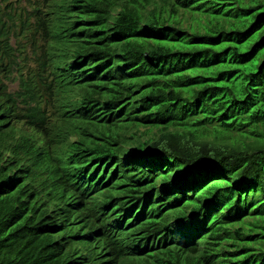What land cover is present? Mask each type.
Masks as SVG:
<instances>
[{"label": "trees", "instance_id": "trees-1", "mask_svg": "<svg viewBox=\"0 0 264 264\" xmlns=\"http://www.w3.org/2000/svg\"><path fill=\"white\" fill-rule=\"evenodd\" d=\"M68 2L47 45L81 56L76 143L25 79V14L0 19V264H80L96 194L141 236L140 262L104 264H264V0Z\"/></svg>", "mask_w": 264, "mask_h": 264}, {"label": "clouds", "instance_id": "clouds-1", "mask_svg": "<svg viewBox=\"0 0 264 264\" xmlns=\"http://www.w3.org/2000/svg\"><path fill=\"white\" fill-rule=\"evenodd\" d=\"M63 0H0V19L5 25H11L17 20L19 15L25 14L28 19V25L37 35L35 48L27 46L26 53L29 58V64L25 63V79L27 84L35 86L29 89L41 91V96L36 100L37 105L48 117L49 125L60 126L64 124L63 129L58 131V138L61 145L65 141L71 143L78 142L81 138L74 134L76 127L87 120V110H78L73 101L75 88L86 86L85 79L80 77L81 72V56L67 47L61 48L60 51L48 48L52 38L58 34L63 35V28L66 25L63 17L72 19L68 16L67 11L71 10L74 16H78L79 9L77 6L63 4ZM19 67L15 68L16 82H8L10 90H16L18 87ZM82 75V73H81ZM10 84H15V88H10ZM62 115V116H60ZM64 117L73 120V124L64 121ZM63 130V131H62ZM52 154L60 155L62 153L52 151ZM40 160V159H39ZM89 171L84 172V179L96 180L94 176L87 175ZM78 177L73 182H68L66 192L71 186L75 190ZM97 197L103 202L96 211L93 227L80 234L81 237L76 238L73 250H79V263H97L104 264L114 261V259H122L121 255H130L133 260L138 259L141 255L137 251L139 246L138 233L135 231H126L123 238L118 236V221L126 219L118 213L116 206L118 200H110V209H104V200L98 194ZM90 201V200H89ZM109 201V202H110ZM108 202V203H109ZM121 244L123 248L118 250L114 246V242ZM135 247V249L132 247ZM95 254L100 256L95 257Z\"/></svg>", "mask_w": 264, "mask_h": 264}, {"label": "bare ground", "instance_id": "bare-ground-1", "mask_svg": "<svg viewBox=\"0 0 264 264\" xmlns=\"http://www.w3.org/2000/svg\"><path fill=\"white\" fill-rule=\"evenodd\" d=\"M69 1H70V0H69ZM79 1H80V0H79ZM68 3L70 4V2H68ZM79 5H80V4H79ZM81 5H82V4H81ZM81 5H80V6H81ZM78 7H79V6H78ZM81 7H82V6H81ZM81 7H80V8H81ZM82 8H83V7H82ZM80 13H81V12H80ZM67 14H68V13H67ZM80 15H81V14H80ZM70 18H72V17H70ZM67 28H70V27H67ZM85 31H86V30H85ZM86 33H87V32H86ZM88 34H89V33H88ZM103 72H104V71H103ZM98 80H100V79H98ZM100 82H101V81H100ZM96 83H97V82H95V83L92 82V83L90 84V86H93L92 84L96 85ZM98 83H99V81H98ZM99 84H100V83H99ZM99 84H98V86L101 88L102 86H100ZM85 87H86V86H85ZM88 88H89V87H88ZM95 88H96V87H95ZM92 89H93V88H92ZM89 90H91V89L89 88ZM86 92H87V91H86ZM86 95H88V94H86ZM100 172H101V171H100ZM101 173H102V172H101ZM98 174H99V173H98ZM109 175H110V174H108V176H109ZM96 176H97V175H96ZM100 176H101V175H100ZM106 177H107V176H106ZM97 178H98V177H97ZM104 180H106V178H105ZM125 181H126V179H125ZM112 182H113V181H112ZM102 183H104V182H102ZM116 188H117V186H116ZM83 198H84V197H83ZM84 199H85V198H84ZM82 201H83V200H82ZM83 202H84V201H83ZM83 206H84V205H83ZM132 215H133V214H132ZM132 218H133V217H132ZM120 220H121V219H120ZM122 220H123V219H122ZM124 222H126V221H124ZM127 222H128V221H127ZM127 224H128V223H127ZM124 227H125V224H124ZM120 228H121V227H120ZM126 228H127V227H126ZM122 229H123V228H122ZM120 231H121V230H120ZM120 231H119V233H120ZM124 231H125V230H123V232H124ZM126 231H127V230H126ZM121 232H122V231H121ZM121 234H122V233H121ZM124 234H125V232H124ZM124 234H122L123 237H124ZM138 236H139V235H138ZM138 236H137V238H138ZM120 237H122V236H120ZM140 237H141V236H140ZM140 237H139V238H140ZM139 238H138V239H139ZM117 239H118V238H117ZM116 242H117V241H116ZM152 242H153V241H152ZM152 242H151V243H152ZM154 242H155V241H154ZM145 244H146V243H145ZM117 245H118V244H117ZM117 245H114V246L116 247ZM141 245H142V243H141ZM150 245H152V244H150ZM153 245H154V244H153ZM119 246H120V245H119ZM121 246H122V245H121ZM121 246H120V247H121ZM132 246H133V245H132ZM154 246H156V245H154ZM120 247H118V248L120 249ZM160 247H161V246H160ZM118 248H117V249H118ZM121 248H122V247H121ZM145 248H146V247H145ZM149 248H151V247H149ZM157 251H158V250H157ZM152 253H153V252H152ZM154 253H155V252H154ZM147 255L149 256L150 254H147ZM147 255H146V256H147ZM122 256H123V255H122ZM128 256H129V255H128ZM151 256H152V255H151ZM141 257H142V256H141ZM143 257H145V256H143ZM122 258H124V257H122ZM125 258H126V257H125ZM128 258H130V257H128ZM128 258H127V260H128ZM145 258H146V257H145ZM150 258H152V260H153V257H150ZM156 258H157V257H156ZM142 259H143V258H142ZM142 259H141V260H142ZM148 259H149V257H148ZM125 260H126V259H124V262H126ZM137 260H138V259H137ZM148 261H149V260H148ZM129 262H130V259H129ZM139 262H140V259H139ZM145 262H146V260H145ZM126 263H127V262H126ZM131 263H132V262H131ZM131 263H129V264H131ZM135 263H136V262H135ZM141 263H143V260H142ZM147 263H148V262H147ZM122 264H123V261H122ZM127 264H128V263H127ZM138 264H139V263H138ZM143 264H144V263H143ZM145 264H146V263H145Z\"/></svg>", "mask_w": 264, "mask_h": 264}, {"label": "rangeland", "instance_id": "rangeland-1", "mask_svg": "<svg viewBox=\"0 0 264 264\" xmlns=\"http://www.w3.org/2000/svg\"><path fill=\"white\" fill-rule=\"evenodd\" d=\"M15 84H10V88H15Z\"/></svg>", "mask_w": 264, "mask_h": 264}]
</instances>
